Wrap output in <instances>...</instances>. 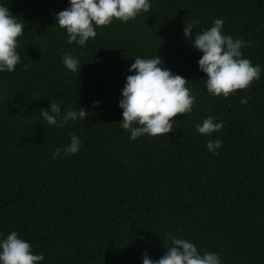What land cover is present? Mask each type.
I'll list each match as a JSON object with an SVG mask.
<instances>
[{"label":"trees","instance_id":"1","mask_svg":"<svg viewBox=\"0 0 264 264\" xmlns=\"http://www.w3.org/2000/svg\"><path fill=\"white\" fill-rule=\"evenodd\" d=\"M0 4L25 24L21 63L0 73V234L16 231L43 264H142L145 251L166 253L170 235L222 264H264V74L228 98L209 95L202 53L184 38L187 22H198L195 37L222 18L225 34L250 42L245 58L264 68V0H151L134 20L97 28L86 47L56 24L69 0ZM69 53L80 72L62 63ZM158 55L192 82L196 102L168 135L132 141L119 124L121 90L137 57ZM51 101L89 114L50 126L40 110ZM208 116L224 123L211 136L196 130ZM73 134L81 150L54 159ZM217 139L214 154L207 142Z\"/></svg>","mask_w":264,"mask_h":264},{"label":"clouds","instance_id":"2","mask_svg":"<svg viewBox=\"0 0 264 264\" xmlns=\"http://www.w3.org/2000/svg\"><path fill=\"white\" fill-rule=\"evenodd\" d=\"M151 9V0H69L68 7L55 15L56 24L66 30L69 44L86 47L90 39L97 36V28L108 26L114 20L128 23L141 13ZM197 21L187 22L184 28L186 42L202 53L198 60L199 70L206 76V92L213 96L228 98L237 90L249 88L259 80L264 68L245 58L243 48L250 42L234 39L224 32L225 21L217 18L212 26L192 35ZM55 24V25H56ZM25 24L16 18L10 8L0 4V73H11L21 63L17 51L19 37H22ZM62 63L71 72H80L81 62L71 53L62 57ZM165 61L158 55L155 58L137 57L130 65L126 83L121 90L118 106L122 109L123 120L120 127L130 133V140L150 135L160 136L174 130V117L190 114L196 102L191 84L186 78L164 67ZM27 70V65L24 66ZM248 98L241 99L247 103ZM99 101H93L98 107ZM42 118L50 126L64 127L69 121L83 122L88 112L78 106L62 113L58 103L50 102L47 109H41ZM223 121L208 116L202 124L196 125L198 133L211 136L221 131ZM222 147V141L209 140L210 152ZM82 148V140L70 135V142L53 152V158L63 159L77 154ZM171 245L170 247H168ZM166 253L159 259H152L145 251L142 264H222L220 256L214 252H203L188 239L169 236ZM43 254L34 253L30 242L20 237L16 231L6 237L0 234V264H43Z\"/></svg>","mask_w":264,"mask_h":264}]
</instances>
